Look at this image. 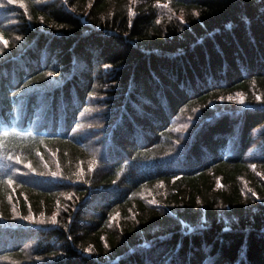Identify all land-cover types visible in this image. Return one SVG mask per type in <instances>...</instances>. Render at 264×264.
I'll return each instance as SVG.
<instances>
[{
	"label": "trees",
	"instance_id": "obj_1",
	"mask_svg": "<svg viewBox=\"0 0 264 264\" xmlns=\"http://www.w3.org/2000/svg\"><path fill=\"white\" fill-rule=\"evenodd\" d=\"M0 264H264V0H0Z\"/></svg>",
	"mask_w": 264,
	"mask_h": 264
},
{
	"label": "snow or ice",
	"instance_id": "obj_2",
	"mask_svg": "<svg viewBox=\"0 0 264 264\" xmlns=\"http://www.w3.org/2000/svg\"><path fill=\"white\" fill-rule=\"evenodd\" d=\"M9 2H11V0H9ZM4 43H6V41L4 42ZM48 76L49 77H51L52 76V73L51 72H49L48 73ZM221 99H223V97H221ZM228 99L229 100H231L232 99V97H228ZM257 99H260V97L258 96L257 97ZM241 103H243V100L241 99V101H240ZM18 159V158H17ZM53 175H55V173H53ZM12 181L11 180H9V183H11ZM25 219H29L28 217H25ZM53 223H55V220L53 221Z\"/></svg>",
	"mask_w": 264,
	"mask_h": 264
},
{
	"label": "rangeland",
	"instance_id": "obj_3",
	"mask_svg": "<svg viewBox=\"0 0 264 264\" xmlns=\"http://www.w3.org/2000/svg\"><path fill=\"white\" fill-rule=\"evenodd\" d=\"M237 95H238V94H236L235 96H237ZM233 99H236V100H238L239 103H241L240 101H241V99L243 100V97H242V96H241V97L238 96V97H234ZM233 99H232V100H233Z\"/></svg>",
	"mask_w": 264,
	"mask_h": 264
}]
</instances>
